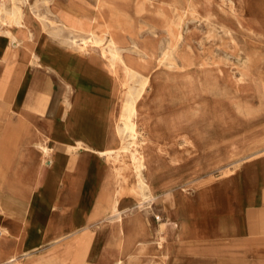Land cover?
Instances as JSON below:
<instances>
[{
	"label": "crops",
	"instance_id": "1",
	"mask_svg": "<svg viewBox=\"0 0 264 264\" xmlns=\"http://www.w3.org/2000/svg\"><path fill=\"white\" fill-rule=\"evenodd\" d=\"M66 4L74 7L73 0ZM79 5L88 11L83 19L87 28L100 33L108 24L130 59L137 55L134 44L153 38L150 30L149 35H140L147 25L135 19L138 13L125 14L97 2L91 8L85 0ZM23 21L27 27L10 28L13 42L2 33L7 24L0 22V264H12V258L19 264H115L118 259L122 264H264V144L257 152L244 153L226 180L189 192L172 185L196 168L174 178L166 174L152 183L150 170L154 175L161 166L149 159L147 173L152 199L158 196L160 220L143 215L150 202L124 195L119 203L124 209L122 233L115 220L110 224L112 214L106 213L116 182L109 163L98 154L121 145L116 116L122 70L113 72L100 50L96 56L103 61V70L73 55L60 66L59 51H69L62 37L68 31H43L30 3L23 7ZM44 44L51 53L42 49ZM22 46H31L37 63ZM180 56L192 63L196 59L188 53ZM191 69H157L151 81L176 83L177 103L188 105L197 89L206 85ZM151 95L150 88L138 107ZM194 113L173 114L172 128ZM162 119L158 111L163 126ZM181 138L188 141L185 135ZM76 141L83 146L75 148ZM259 142H264V133Z\"/></svg>",
	"mask_w": 264,
	"mask_h": 264
},
{
	"label": "rangeland",
	"instance_id": "2",
	"mask_svg": "<svg viewBox=\"0 0 264 264\" xmlns=\"http://www.w3.org/2000/svg\"><path fill=\"white\" fill-rule=\"evenodd\" d=\"M53 1L56 0H29L48 32L57 26L49 12ZM85 1L94 8L96 0ZM135 1L129 0L128 6L133 15ZM197 1L200 3L201 0ZM158 7L168 9L162 0L155 4L145 2L135 19L147 25L142 29V37L149 35L150 26L155 24L152 37L156 43L164 45L168 36L162 28V20L154 15ZM202 8L214 12L218 21L231 27L232 31L226 33L218 27L212 29L202 20L184 18L187 41L182 53L196 56L190 73L206 85L197 89L188 105L163 102L160 109L163 135L158 140L161 150L154 144L146 146L150 163L161 166L154 175L153 169L150 170L152 183H158L166 174L174 178L197 169L183 182L172 185L187 192L207 182L226 180L236 168V161L244 160L241 157L244 153L257 152L264 144L259 142L264 133V0H231V5L230 0H210ZM103 11L105 15L108 13L106 8ZM248 49H255L259 56V64L253 70L246 69L244 64ZM204 61L208 64L201 65ZM106 100L109 102L107 96ZM187 111L195 112L194 116L181 118L179 128H172V115ZM182 135L188 141L183 140ZM230 162L236 163L230 165ZM157 197L155 195L149 209L142 212L151 221L160 220Z\"/></svg>",
	"mask_w": 264,
	"mask_h": 264
},
{
	"label": "bare ground",
	"instance_id": "3",
	"mask_svg": "<svg viewBox=\"0 0 264 264\" xmlns=\"http://www.w3.org/2000/svg\"><path fill=\"white\" fill-rule=\"evenodd\" d=\"M67 1L68 0L53 1L52 5L54 7V11H51L49 8V12L54 17V21L57 25L51 28L61 34L65 30L68 31V34H63L62 37L68 42L67 45L69 51H59L57 56L59 65L61 66L71 55H73L75 57L86 58L95 67L103 70L104 63L96 56L97 51L100 50L102 57L107 59L108 67H110L113 72H118L120 68L122 70L121 86L123 92L120 108L116 116V130L117 134L121 137V145L116 149L108 148L102 150L98 152V154L109 163L110 171L116 182V189L113 193L111 202H109L106 207V213L112 214L110 224L115 220L117 222L116 224L120 227L119 229L123 233L124 209H120L119 207L121 198L124 195H127L129 198H134L138 201L150 202L152 200L153 191L150 188L147 173L149 157L146 151V146L148 144H154L156 145L157 149L160 150L157 137H159V134L163 133V126L158 120V111L160 110L158 109L156 112L154 108L161 107L165 101L174 103L179 99L176 83L170 80L169 82L158 80L155 77V79L151 81V73L157 69L185 70L193 66L194 63L188 62V59H179L181 57V53L184 51L185 42L187 41V38L184 34V18L186 16L194 20H202L212 29L218 27L226 33H231L232 28L225 23L219 22L218 17L214 12L203 11L202 7H205L210 2V0H201L200 3L197 0H162V3L168 9L165 10L162 7H158L155 9L154 15L158 19L162 20V28H164L165 34L168 36L166 43L164 46H162V44H159L158 46L154 38H147L148 41L142 45L139 43L134 44L137 55L135 56V59H130L122 52L123 49L119 47V43L108 24L104 25V27L100 29V33L94 29H88L83 20L84 16L88 14V11L83 6L79 5V3H82V1L73 0L74 7H68L66 4ZM96 2L97 6L106 5L110 8L116 7L122 13H131L128 8L129 0H96ZM145 2L155 4V2H159V0H136L133 6L134 13L140 14L143 10V5ZM9 3H12L13 5L7 6ZM27 3H30L31 11L37 20L39 22L42 21L29 0H0V22L4 21L7 24L6 29L2 30V33L12 38V42L14 41V37L10 34V28L13 25H22L27 27L26 23L23 21V7ZM228 8L230 9V7ZM111 17H113V15ZM40 23L44 31L45 27L42 22ZM29 27L32 26L30 25ZM154 27L155 24H152L149 28L152 35H155L153 30ZM30 33H32L31 30ZM224 35L225 34H223V36ZM22 48L31 54L33 63H37L38 57L34 52L31 51V46H22ZM42 49L51 53L50 47L46 44H44ZM89 51L91 54L90 56H87V52ZM205 64H208V61L201 63V65ZM244 64L248 70L255 69V66L259 64V56L255 49L247 50ZM168 72L166 73L165 71L164 74H168ZM160 74H162V72ZM150 88L152 95L148 100L149 102L144 101L143 104L138 107V102L145 97ZM74 89L75 88L73 87V92ZM168 96L169 99H167ZM82 146L83 145L79 141L74 143L75 148H80ZM141 226L142 223H140V227ZM11 263L19 264L16 258H12ZM115 264H122V260L118 259Z\"/></svg>",
	"mask_w": 264,
	"mask_h": 264
}]
</instances>
